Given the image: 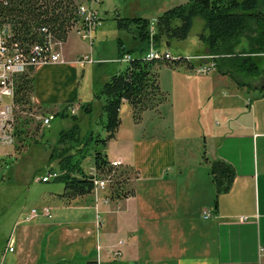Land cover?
Masks as SVG:
<instances>
[{
	"label": "crops",
	"instance_id": "crops-1",
	"mask_svg": "<svg viewBox=\"0 0 264 264\" xmlns=\"http://www.w3.org/2000/svg\"><path fill=\"white\" fill-rule=\"evenodd\" d=\"M95 38L93 33V44L68 54L69 33L62 60L34 69L31 102L56 105L58 111L65 106L82 109L85 68L98 61L92 57ZM207 54L204 48L196 57ZM81 55L92 61L78 62ZM119 59L117 55L114 61ZM211 70L216 72L211 80L186 86L198 109L203 146L194 134L159 133V123L155 131L143 132L146 115H161V104L144 111L138 122L130 108V122L123 127L121 118L105 152L110 161L121 160L118 168L132 193L106 198V193L93 191L69 203L57 197L63 187L44 193L35 208L48 207L49 215L29 220L30 210L19 214L0 264H264V73L238 79L240 85ZM187 77L191 79L189 73ZM212 116L218 119L214 125ZM205 157L234 169L227 192L215 194Z\"/></svg>",
	"mask_w": 264,
	"mask_h": 264
},
{
	"label": "trees",
	"instance_id": "trees-1",
	"mask_svg": "<svg viewBox=\"0 0 264 264\" xmlns=\"http://www.w3.org/2000/svg\"><path fill=\"white\" fill-rule=\"evenodd\" d=\"M77 6L74 0L0 1V23L9 22L16 40L27 48L43 44L46 35L64 43L74 25L80 21L76 13ZM195 18L203 21L198 39L213 56L211 62L216 71L228 75L240 85L244 84L239 83L236 74L251 78L263 75V70L256 62V57L264 54V11L259 9L258 0H188L162 12L155 20L152 33L151 22L147 18L116 16L115 20L118 30L127 31L134 40L144 45L149 44L151 38L155 43L163 37L186 39ZM251 29L256 33L254 37L245 38L246 45L236 50L239 38ZM117 46L118 57L121 59L128 54L130 59L94 95L103 100L101 109L104 120L100 124L106 133L105 137L91 130L81 139L77 117L71 114L73 124L66 130L58 131L56 147L49 155V160H57L59 174L54 179L63 184V190L57 197L64 203L93 192L91 176L83 168V162L89 157L98 173L110 176V197L123 198L132 193L125 187V177L117 176V168L110 166L105 152L107 142L115 138L121 124V105L128 103L133 120L138 122L145 110H155L167 99L158 82L157 68L163 65L171 68L193 67L187 58L182 57L172 59L164 55L148 59L145 46L139 47V53L135 54L134 49L125 50L120 39ZM33 71L31 69L16 79L14 100L20 112H28L32 107ZM67 108L63 107L58 115L66 117ZM81 108L90 114L89 103ZM29 120L17 113L16 140L23 141L28 136ZM205 161L209 163L215 194L227 192L235 177L234 169L221 159L209 161L205 157Z\"/></svg>",
	"mask_w": 264,
	"mask_h": 264
},
{
	"label": "rangeland",
	"instance_id": "rangeland-1",
	"mask_svg": "<svg viewBox=\"0 0 264 264\" xmlns=\"http://www.w3.org/2000/svg\"><path fill=\"white\" fill-rule=\"evenodd\" d=\"M187 1L99 0L98 3L93 5L97 9L98 16L101 18V25L93 32L96 38L94 46H92L94 51L92 57L98 61H94L85 68L83 82L86 85L82 89H86V93L82 95V103H89L91 112L90 114L85 113L79 107L74 110V107L71 106L67 108L66 112L68 115L61 117L58 115V107L56 105H50L49 107L43 105L37 106L33 102H31L32 107L28 112H20L17 108L19 116L30 119L27 127L29 133L23 141L16 140L13 146L4 147L0 153V253L13 230L14 222L19 214L25 213L33 207H38V204L43 201L44 193L57 192L63 187V184L54 178H50L46 182L40 181L39 178L48 172L58 171L57 160L55 158L49 160V155L56 147L58 131L66 130L73 124L70 115L74 114L77 117L81 139L91 130L97 131L101 137H105V131L100 124V121L104 120L101 109L103 100L96 98L94 95L100 91L103 82L110 80L112 74L124 68L127 64L125 60L119 59L121 62L114 61L117 58L118 39L121 40L125 50H136L135 54L139 53V47L145 46V52L154 49L161 55H166L172 59L187 58L196 69L202 63H212L211 58L213 56L209 53L206 56L196 57L203 53L204 48H206L198 39V34L203 28V21L200 18L194 19L191 31L184 40L163 37L158 43H155L151 38L149 44L143 45L140 41L134 40L127 31L117 29L116 16H136L149 19L152 26L151 30H153L155 20L162 12ZM258 6L260 10L264 11V0H258ZM73 29L70 32L69 44L64 48L68 54L74 49H87L89 43L93 44L94 42L93 38L92 42L87 39L78 38L79 34ZM255 34L254 29L246 32V34L239 38V43L235 49L238 50L242 46H245V38H249L250 36L252 38ZM60 54L62 60L63 43L60 47ZM87 56L90 57L89 55ZM123 57L124 55L121 59ZM256 62L259 68L264 71V54L257 56ZM194 70H188L183 66L177 68V72L174 73L172 68L166 65L157 68L158 82L161 90L165 92L167 99L161 103L162 106L159 112L161 115L156 116L153 112L146 115L141 127L143 132L151 133L155 131L156 125L159 123V127L157 126L159 133L173 135L172 131L174 130L178 135L192 136L191 134H194L199 143L202 146L204 145V136L198 124V109L194 98L190 95L186 86L193 80L196 83L198 81L211 80L216 75V72L211 70L208 73L201 74L195 73ZM187 73L191 75V79L187 77ZM236 77L238 79L247 78L238 74H236ZM202 91L203 89H201ZM46 111L55 114V117L48 126H44L40 119L42 115L47 113ZM120 117L123 120V127H126L127 123L130 122V105L126 102L121 105ZM216 120H218L217 117L212 116L209 122L211 125H214ZM209 127L210 125L206 127L207 131ZM114 145L110 144V147L113 148ZM91 164L90 157L83 162V168L86 173L89 172L88 167ZM118 167H116V175L121 178L123 176L126 177V174H122L121 172L123 170ZM99 175L100 178L109 176L104 173H99ZM108 186L102 191L106 193V196L108 195L106 198L111 195L110 183Z\"/></svg>",
	"mask_w": 264,
	"mask_h": 264
},
{
	"label": "built area",
	"instance_id": "built-area-1",
	"mask_svg": "<svg viewBox=\"0 0 264 264\" xmlns=\"http://www.w3.org/2000/svg\"><path fill=\"white\" fill-rule=\"evenodd\" d=\"M5 1V0H0ZM99 0H89L86 3H81L77 6L76 13L80 17L74 27L76 32L85 39L92 41V32L95 28L101 25V18L97 14V9L93 6ZM43 44H35L30 47L21 45L15 37L14 29L9 22L0 23V153L4 147L13 146L16 141L15 134V119L17 116V106L14 101L16 77L35 69L43 63H53L61 61L60 47L62 42L53 38L51 35H46ZM148 59L159 58L161 55L158 51L150 49L146 54ZM166 56V55H165ZM129 55L123 57V60L128 61ZM80 63L91 62L92 59L87 55H81L77 58ZM212 69L213 63L209 64ZM209 67L199 65L198 73H207ZM54 115L46 113L41 116V123L49 125L53 120ZM121 160L115 159L110 161V166L118 167L121 165ZM89 175L94 184V191L105 190L110 183V176L100 178L99 173L95 169L89 170ZM58 176L57 172L48 173L47 176L40 180L43 182L49 181L50 178ZM50 209L44 207L42 210L31 208L26 216V219H34L39 216H48ZM204 218H207L210 213L205 211ZM12 251V247H8ZM115 256L119 251L114 252ZM99 264V263H94Z\"/></svg>",
	"mask_w": 264,
	"mask_h": 264
},
{
	"label": "bare ground",
	"instance_id": "bare-ground-1",
	"mask_svg": "<svg viewBox=\"0 0 264 264\" xmlns=\"http://www.w3.org/2000/svg\"><path fill=\"white\" fill-rule=\"evenodd\" d=\"M94 31V30H93ZM92 38H93V32H92ZM126 55H128V54H126ZM126 55H124V56H126ZM146 57H147V55H146ZM170 58V57H169ZM44 64V63H43ZM211 64V63H210ZM41 65V64H40ZM39 66V65H38ZM37 66V67H38ZM206 67H209V69H208V72L211 70V68H210V65H206ZM36 68V67H35ZM213 69V68H212ZM207 72V73H208ZM28 73V72H27ZM18 77V76H17ZM17 77H16V79H17ZM15 101V100H14ZM16 104V103H15ZM17 106V105H16ZM51 114H53V113H51ZM54 115V114H53ZM16 124H17V116H16V119H15V128H16ZM43 124V123H42ZM50 124V123H49ZM44 125V124H43ZM44 126H47V125H44ZM110 163V162H109ZM95 169V167L94 166H92V167H90L89 168V170L90 169ZM96 170V169H95ZM53 172H57V171H53ZM48 173H51V172H48ZM48 173L46 174V175H44V176H47L48 175ZM58 174H59V172H57ZM88 174H89V172H88ZM44 176H42V177H44ZM42 177H40L39 178V180L42 178ZM93 191H94V189H93ZM95 192V191H94ZM35 208V207H34ZM38 210H40L39 208H37ZM42 210V209H41Z\"/></svg>",
	"mask_w": 264,
	"mask_h": 264
}]
</instances>
